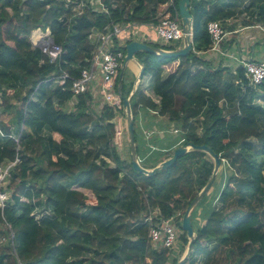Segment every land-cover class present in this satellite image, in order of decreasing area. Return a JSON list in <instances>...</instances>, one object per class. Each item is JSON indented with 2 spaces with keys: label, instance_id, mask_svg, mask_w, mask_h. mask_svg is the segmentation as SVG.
I'll list each match as a JSON object with an SVG mask.
<instances>
[{
  "label": "trees",
  "instance_id": "1",
  "mask_svg": "<svg viewBox=\"0 0 264 264\" xmlns=\"http://www.w3.org/2000/svg\"><path fill=\"white\" fill-rule=\"evenodd\" d=\"M72 1L0 0V165L19 160L10 199L0 209V264H177L180 256L172 258L170 249L152 247L145 218L153 211H159L155 222L176 213L183 217L214 169L199 184L188 163L208 155L191 151L154 176L140 174L113 143L116 113L110 107L96 111L90 93L73 95L71 81L64 87L47 82L63 71L78 77L88 66L95 51L92 31L160 23L175 10L171 0H103L108 13L78 10L86 0ZM251 9L255 24L264 27V0H191L192 53L176 59L136 55L161 98L157 104L138 91L132 98L142 166L153 169L178 147L194 143L211 147L232 168L221 207L202 210L200 227L195 218L205 200L192 213L197 240L185 264H197L198 253L201 264H264V82L252 87L242 65L233 73L199 56L212 45L209 22L226 23ZM38 28H49L63 47L58 62L51 64L33 47L30 37ZM119 50L126 54L125 47ZM131 91H125L124 79L123 95ZM141 111L166 118L178 136L166 132L159 146V137L147 140L137 125ZM40 207L45 211L37 213ZM181 239L185 250L186 233Z\"/></svg>",
  "mask_w": 264,
  "mask_h": 264
},
{
  "label": "built area",
  "instance_id": "2",
  "mask_svg": "<svg viewBox=\"0 0 264 264\" xmlns=\"http://www.w3.org/2000/svg\"><path fill=\"white\" fill-rule=\"evenodd\" d=\"M66 2L73 3L72 0H66ZM81 2L82 3L78 5V10L87 6L95 12L108 13V9L104 5L103 0H86ZM171 5L175 10V14L170 20L150 24H110L103 30L92 31L89 35V40L95 45V51L92 59L87 61L88 66L81 69L80 75L73 78L70 73L63 71L61 74L55 75L47 80V82H52L61 87H64L67 84V81H71V91L75 97L85 93L91 94L92 86L97 84L99 87V94L103 98L105 105L110 107L116 113L114 119L115 136L113 143L118 150L124 146V136H128L122 117V115H124L123 113H125L124 106L117 89L119 75L124 64V62L122 63V59L124 58L125 60L126 57V54L123 55L119 49L126 47L128 41L125 46L121 47L119 44L120 38L141 26H149L156 31V35L160 40L166 42L183 41L185 34L179 11L175 7V0H171ZM261 28L264 31V27ZM207 31L212 39V45L208 52H214L223 58L227 56L222 50V43L227 35L222 23L219 21L209 22L207 25ZM30 39L33 47L40 49L51 64H54L61 59L64 53L63 47L56 45L55 42L53 43L49 28H38L34 30ZM235 59L237 60V58ZM241 63L245 69V77L248 80L249 85L252 87L260 86L264 82V59L255 60L253 57L242 58ZM147 78L148 80L146 77L145 79L142 77L141 80H138V88L135 92L138 91V93H141L144 96L151 98L155 103L160 104L161 98L155 95L153 91L154 78L152 75L147 76ZM141 85L143 87H141ZM173 134L178 136L179 131L175 129ZM144 136L147 140H150L152 137L149 132H146ZM148 146L152 151L159 150V148L154 145L148 144ZM18 161L19 160L17 159L14 162L0 165V209L2 210H4L7 201L10 199L8 185L10 183L12 170ZM157 216H159V211H153L145 218V222L150 227V244L156 250L170 249L172 258H176L179 253V237L177 231L180 228L178 224L182 217L180 213H176L167 220L155 222Z\"/></svg>",
  "mask_w": 264,
  "mask_h": 264
},
{
  "label": "water",
  "instance_id": "3",
  "mask_svg": "<svg viewBox=\"0 0 264 264\" xmlns=\"http://www.w3.org/2000/svg\"><path fill=\"white\" fill-rule=\"evenodd\" d=\"M190 7H191V0H179V3H178L179 15L182 21V27H183V31L185 34L183 41H182L183 42L182 46L174 50H165L163 48L154 47V46L139 42L137 40H132L125 47L126 57H125L124 64L122 66V69L119 75V80H118V94L122 98V102H123V106H124L125 114L127 118V132H128V139H129V144H130L131 162H132L133 169L136 172L140 174H144L146 176H154L159 171L172 167L179 158L184 157L186 154H188L191 151H200V152L206 153L214 161V169H213L211 177L209 178L208 182L203 187V189L191 201L190 205L187 207L182 217L181 228L187 235V239H188L187 246L188 247H187V251L185 255L178 261L177 264H185L194 251L195 243L197 240V233L194 228L192 213L197 208V206L200 204V202L209 194V192L213 188L214 184L216 183L218 179L220 171L223 167V162L220 156L217 153H215V151L211 147L207 145H196L194 143H187L185 145L178 147L170 158L161 162L157 167L153 169L144 168L138 156L137 143L135 139V118H134V115L132 112V106H131L132 98L135 94V91H133L132 95H130L128 98L125 97L122 93V84H123L127 64L133 60L137 61L139 65L141 66V73L139 77L137 78V80L142 79L143 75L145 74L146 72L145 65L139 59L136 58V55L140 52L158 55V56L169 58V59L187 57L192 53L193 51V41H192L193 17L191 15ZM52 41L54 43L53 39Z\"/></svg>",
  "mask_w": 264,
  "mask_h": 264
},
{
  "label": "crops",
  "instance_id": "4",
  "mask_svg": "<svg viewBox=\"0 0 264 264\" xmlns=\"http://www.w3.org/2000/svg\"><path fill=\"white\" fill-rule=\"evenodd\" d=\"M166 7H167L166 5L161 6V7L159 6L157 8V10H158V12H163L166 9ZM243 7L244 6H242L240 8H243ZM238 10H239V7L236 8V11H238ZM254 12H255L254 9H251L248 12L246 10H244V12L242 14H238L235 18L231 19L230 21H227L226 23H222V26H223L225 32L227 33V35L225 36L224 41L222 43V50L224 53L228 54V52L233 49V45L237 44V48H238L240 58L238 56L235 58H237V60L240 62L242 61V58H251V57H253L255 60H259V59H256L254 56V53H256L255 52L256 51L255 50V46H256L255 43H256L257 38H259V39L261 38L262 40H264V31L261 28L262 26L259 27L260 26L259 24H255ZM248 19L253 21V23H249ZM244 24H246V26H244ZM236 25H239L240 27L237 28V27H235ZM245 30H252V31L248 32V33H242ZM139 35L144 36L143 40L135 39V37L139 36ZM129 40H131V41L137 40L139 42H142V43H145V44H148L151 46H154V45L164 46L159 41L160 39L156 35V31L152 27H149V26H141V27L134 29L131 32L123 35L119 41L120 46L121 47L125 46L127 41H129ZM245 43H246V46H245ZM182 44H183V42L181 44H178V45L181 47ZM179 46H178V48H179ZM158 48H160V47H158ZM199 56L202 57L204 60L209 61L212 65H214L215 68L221 66V67L231 69V71L233 73H235V71H236L234 69V66H232L229 61L224 60V58L221 57L219 54H216L214 52H205V53H200ZM136 58H137V56H136ZM199 68L204 69L202 66H199ZM127 70L129 71V74H130L129 80H133V82H134L133 83V89L130 93V95H132L133 91H135L138 88L136 82L138 81L137 78L139 77V75L141 73V66L139 65V63L137 61L133 60L127 64L126 71ZM125 75H126V72H125ZM167 76H168V72L164 71L163 77L165 78ZM145 77L148 80L147 75L144 74L143 78L145 79ZM124 79H125V76H124ZM141 87H143V86L141 85ZM90 95L92 96L91 104L96 106L97 108H99V106H98L100 103L99 98H102V97L99 94V87L97 84H94L92 86ZM104 106L105 105L101 106L100 109H102ZM123 120H124V117H123ZM138 120H139V124H140L139 129L143 135L146 132H149V133H151L152 137H155V138L159 137L158 143L156 144L158 146H159V141L163 140L165 138L164 136L166 135V132L172 133V131L175 130L173 124H170L166 118L159 116L155 112L149 113L146 111H141L139 114ZM123 123H125V121H123ZM126 127H127V123H126ZM171 128H174V129H171ZM173 137L174 138L176 137L175 134H173ZM158 146H156V147H158ZM124 149H125V140H124L123 149L120 153L123 154V155H121L123 159L128 160L126 152L124 151ZM216 193H213V195L210 197L209 202L205 206H209V203L214 198ZM203 210H204V207H203ZM200 212H202V211H200Z\"/></svg>",
  "mask_w": 264,
  "mask_h": 264
},
{
  "label": "rangeland",
  "instance_id": "5",
  "mask_svg": "<svg viewBox=\"0 0 264 264\" xmlns=\"http://www.w3.org/2000/svg\"><path fill=\"white\" fill-rule=\"evenodd\" d=\"M228 21H230V20H228ZM248 21H249V23H253V21H251L249 19H248ZM244 26H246V24H244ZM235 27L238 28L240 26L239 25H236ZM251 31L252 30H245L242 33H248V32H251ZM143 37L144 36H140L139 35V36H136L135 39L143 40ZM159 41L164 46H176V45L182 43V41H179V42H175V41H173V42H166L164 40H159ZM255 44H256V46H255V50H256L255 52L256 53H254V56H255L256 59L263 60L264 59V40H262L261 38L260 39L257 38ZM245 46H246V43H245ZM237 56L240 58V55H239V52H238V48H237V44H234L233 45V49L228 52L227 56L224 57V60L229 61L231 63V65L234 66V69L235 70L242 65V63L240 61H238V60H236V59L233 58V57H237ZM129 76H130V74H129V71L127 70L126 71V75H125V91H129V90L133 89V83L134 82H133V80H129L130 79ZM99 101H100V103L98 105L99 108H97L96 106H94V105L91 104L92 105L91 107H93L96 111H100L101 110L100 107L103 106V105H105L103 98H99ZM75 103H76V100L72 101L71 102V106L74 105ZM71 106L69 107L70 110H72V108H73ZM122 116L124 117V121H125V123H124L125 130H127V127H126V123H127L126 114L124 113V115H122ZM2 118L4 120H7L8 119V117L6 115L2 116ZM263 123H264V120L262 119L261 120V124L264 125ZM137 125L138 126L140 125L139 124V120L137 122ZM171 129H174V128H171ZM127 135H128V132H127ZM124 140H125V149H124V151L126 152V155H127L128 160H131L130 144H129L128 136L125 135L124 136ZM180 143H182V142H180ZM122 149L123 148H121V149L118 150L119 153L122 151ZM121 155H123V154H121ZM141 163H142V160H141ZM188 164L189 165H194L193 167H194L195 176H196V179H197L196 181L200 184L203 181L204 177L206 175H208V173H210L212 171V168H213V165H214V161L212 160V158L210 156H205L203 159H199V160L195 161L194 164L192 162H190ZM228 165H229V162H227L224 159L223 160V167H222V169L220 171V174L218 176V179H217L216 183L214 184L213 188L211 189V191L209 192V194L206 196L205 199H203V200H205V203L203 204V206L201 207V209L198 212L199 214H197V217L195 218V226L196 227H200L201 225H203V223L205 221V219L200 215L201 214L200 211L203 210V207H204V210H207L210 207V204H212V206H215L217 208H220L221 207L220 203L218 204L219 197H220V194H221L222 190L224 189V185L226 183V175L232 172V168L229 169V166ZM200 186H199V188H200ZM213 193H216L215 196H214V198L209 203V206H205L209 202L210 197L213 195ZM203 200H202V202H203ZM43 209L44 208H41V207L38 208L37 213L38 212L39 213H42V211H45ZM49 213L52 214L50 211H49ZM146 216L147 215L145 214L142 217H146ZM179 223L180 224L182 223V219L179 220ZM177 233H178V237H179V239H178V241H179V253L177 254V256H180L179 259H181L185 255L188 246H186L185 250H182L183 249L182 248L183 247V243H182L183 240L181 239V237H182V235L185 232L183 230L178 229ZM181 252H182V254H181ZM197 255H199V256H197L195 258L196 263L197 264H201V262L204 261V257L202 255H200V253H198ZM170 263H168V264H170Z\"/></svg>",
  "mask_w": 264,
  "mask_h": 264
},
{
  "label": "clouds",
  "instance_id": "6",
  "mask_svg": "<svg viewBox=\"0 0 264 264\" xmlns=\"http://www.w3.org/2000/svg\"><path fill=\"white\" fill-rule=\"evenodd\" d=\"M124 111H125V109H124Z\"/></svg>",
  "mask_w": 264,
  "mask_h": 264
}]
</instances>
